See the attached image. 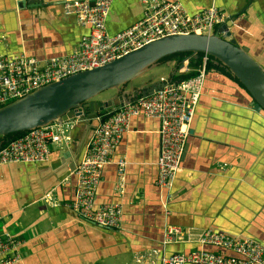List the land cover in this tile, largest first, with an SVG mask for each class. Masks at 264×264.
<instances>
[{
  "label": "crops",
  "instance_id": "obj_1",
  "mask_svg": "<svg viewBox=\"0 0 264 264\" xmlns=\"http://www.w3.org/2000/svg\"><path fill=\"white\" fill-rule=\"evenodd\" d=\"M18 1L0 0V54L22 52L41 60L66 54L89 30L73 14L62 11V0ZM178 1L188 12L214 4L231 14L238 13L247 0ZM250 3L247 11L260 9L256 0ZM245 9L230 29L246 30L239 26V20L247 18ZM140 16V0H111L105 28L114 33ZM260 61L264 66V59ZM175 64L163 60L129 81L137 85L125 88L168 77ZM177 68L174 74L183 72ZM112 93L105 90L96 97L103 99ZM250 99L235 81L207 70L168 198L154 184L158 119L131 116L111 161L101 168L95 189V204L119 203L117 227L81 218L66 205L74 191L73 174L55 176L54 170L62 163L61 149L75 152L90 136V129L81 122L72 125L68 147L52 145L46 161L0 164V226L21 239L20 257L11 264H160L161 256L198 247L194 235L206 227L264 243V112L252 109ZM117 157L126 161L119 186L113 162ZM45 191L54 203L41 200ZM168 225L178 226L180 237L163 241ZM187 233L190 239L185 238ZM201 246L230 252L208 243ZM138 253L144 256L136 260Z\"/></svg>",
  "mask_w": 264,
  "mask_h": 264
},
{
  "label": "built area",
  "instance_id": "obj_2",
  "mask_svg": "<svg viewBox=\"0 0 264 264\" xmlns=\"http://www.w3.org/2000/svg\"><path fill=\"white\" fill-rule=\"evenodd\" d=\"M110 2L111 0H62L61 8L64 13L73 14L77 22L89 26L88 32L79 37L77 45L69 53L42 60L22 52L0 54V104L47 82L101 65L155 38L175 33H209L229 16V13L214 4L188 12L178 0H140L141 16L126 27L109 33L105 28V18ZM206 58L207 54L203 52L201 63L194 74L170 81L165 76H159L165 81L160 88L138 94L96 116L82 155L71 171L74 176V191L67 206L81 218L97 225H119V203L95 204V189L101 168L111 161V153L123 131L128 129L129 118L134 115L158 119L154 184L169 197L173 178L180 168L194 106L207 73ZM178 69L181 71L182 68ZM75 121L74 118L54 119L8 139L0 146V164L46 161L52 145L68 147L71 141L70 130ZM113 162L116 163L119 186L126 161L117 157ZM40 198L48 203L55 202L49 191L42 193ZM2 220L3 216L0 214V221ZM181 232L178 226L168 225L165 227L163 241L174 235L180 237ZM185 238L190 239L188 233ZM194 240L198 242V247L161 256L160 264H264V243L252 237L206 227L195 233ZM20 243L21 239L17 235L0 226V264H11L19 259ZM205 243L230 252L225 254L206 249L201 246ZM143 256L138 253L135 259H142Z\"/></svg>",
  "mask_w": 264,
  "mask_h": 264
},
{
  "label": "water",
  "instance_id": "obj_3",
  "mask_svg": "<svg viewBox=\"0 0 264 264\" xmlns=\"http://www.w3.org/2000/svg\"><path fill=\"white\" fill-rule=\"evenodd\" d=\"M251 1L247 0L238 13L244 11ZM238 13L229 14L209 33H175L155 38L101 65L47 82L0 104V135L66 118H74L92 132L100 112L111 110L138 94L160 88L165 82L160 78L134 87L125 88V85L160 63L162 57L178 51H190L193 56L204 52L212 63L225 66L249 94L250 107L264 112V68L248 52L245 44L237 42L230 29ZM165 61L176 63L170 69L167 81L173 80L176 67L185 69L187 64V58L179 62L174 59ZM105 90H113V93L103 99L96 97ZM86 141L77 145L80 148L75 147V152L69 148L61 149L59 163H62L54 170L56 178L72 171Z\"/></svg>",
  "mask_w": 264,
  "mask_h": 264
},
{
  "label": "trees",
  "instance_id": "obj_4",
  "mask_svg": "<svg viewBox=\"0 0 264 264\" xmlns=\"http://www.w3.org/2000/svg\"><path fill=\"white\" fill-rule=\"evenodd\" d=\"M256 1L260 3V1L258 0ZM254 7H256V3L254 4ZM246 11L247 9H245V12ZM247 12H248V15L246 16L247 18L243 17L241 20H239V23L240 22L242 23V25H239V26L244 27L246 30L242 31L239 29L240 27L233 26L231 28V31L233 35L235 34L239 38L240 41L237 40L238 43L239 42L245 43V45L248 46V52L262 65L260 58L262 60L264 59V23L262 22L264 17L261 14H263L264 12V5L260 3V9H258L256 12L255 10L254 12L253 10H249ZM257 22H259V24ZM202 54L203 52H197L196 56H193L190 51L172 52L162 57L160 59V62L163 60H169V59H174L175 62H179L182 58L186 57L188 69L181 73L173 75L174 79H179V78H184L189 75H192L196 72V67L201 63ZM212 67L214 68V70L232 79L242 88H244L238 82V80L226 69L225 66L223 65L218 66L212 63L210 56L207 55V58L205 60V68L206 70H209ZM23 131L24 130H19V131L10 132L4 135H0V146L3 145L8 139L18 136Z\"/></svg>",
  "mask_w": 264,
  "mask_h": 264
},
{
  "label": "rangeland",
  "instance_id": "obj_5",
  "mask_svg": "<svg viewBox=\"0 0 264 264\" xmlns=\"http://www.w3.org/2000/svg\"><path fill=\"white\" fill-rule=\"evenodd\" d=\"M258 1H260V3L262 4V5H264V0H258ZM263 17H264V12H263V14H261ZM262 22L264 23V18H263V20H262ZM258 24H259V22H257ZM137 81H135L134 83L133 82H128L126 85H125V87H128V85H137L138 83H136ZM201 92H202V90H201ZM103 95V94H102Z\"/></svg>",
  "mask_w": 264,
  "mask_h": 264
}]
</instances>
